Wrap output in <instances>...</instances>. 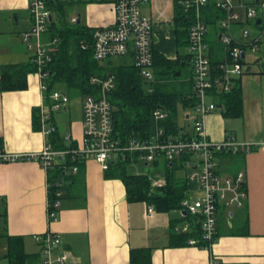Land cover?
I'll use <instances>...</instances> for the list:
<instances>
[{"label": "crops", "instance_id": "1", "mask_svg": "<svg viewBox=\"0 0 264 264\" xmlns=\"http://www.w3.org/2000/svg\"><path fill=\"white\" fill-rule=\"evenodd\" d=\"M71 3L68 21L88 29L112 26L114 23L113 0H66ZM175 1L149 0L142 6V13L152 20L153 33L160 29L171 35L174 41L171 54L153 48L167 59L186 55L177 53L175 42ZM27 0H0V67L31 62L32 52L21 42L20 34L29 30L32 22L28 14ZM52 18V16H51ZM71 22V21H70ZM69 22V23H70ZM214 32V31H213ZM210 59L220 62L224 58L223 46L214 37L209 39ZM49 42L48 30L41 37ZM217 40V39H216ZM254 62L264 55L260 46ZM132 49L123 57L107 59L99 64L112 68L134 64ZM188 81L191 79V67ZM250 71L239 77L242 94L241 116L227 117L216 97V109L205 118V130L212 141H222L232 136L239 142L254 146L248 152L216 155L218 172L226 177L244 173L246 199L240 208L220 206L218 235L213 255L219 264H264V74H259L258 64L248 65ZM27 87L19 91L0 92V139L2 149L11 153L36 152L45 144H51L50 135L43 132V111L49 109L51 100L40 89L37 73L27 75ZM192 82L190 90L192 94ZM69 102L65 108L50 114L55 133L66 146L79 147L82 139V101L77 93H66ZM73 94V95H72ZM71 96L78 99L71 101ZM193 102V101H192ZM192 102L190 104H192ZM38 116V128L33 126V113ZM192 106L178 109V125L181 134H190ZM70 136L66 141L65 137ZM64 164L65 160H59ZM56 165V166H59ZM54 166V167H56ZM62 183L63 199L57 218L47 220L48 175L55 169H44L33 161L0 164V264H8L6 257L8 238H19L21 248L27 254L28 264H43L40 246L34 236L46 232L59 234L62 248L67 254L66 264H129L130 250H151V264H208L209 253L196 246L172 247L171 224H195L192 216L183 219L185 213L175 210L168 213L147 214L145 202H128L121 180L107 179L99 165L84 159L73 174L64 167ZM135 174H146L148 179L164 182L161 164L144 163L132 167ZM175 176L186 183L188 198L199 196V169L182 167ZM192 225L190 230L192 229Z\"/></svg>", "mask_w": 264, "mask_h": 264}, {"label": "built area", "instance_id": "2", "mask_svg": "<svg viewBox=\"0 0 264 264\" xmlns=\"http://www.w3.org/2000/svg\"><path fill=\"white\" fill-rule=\"evenodd\" d=\"M211 0H176L175 5L188 13L189 25L187 30V50L191 67L192 82V121L190 134L185 137L169 136L163 128L156 126L154 132L145 139H129L120 143L113 137L112 105L108 94L115 87L114 75L108 74L101 80L90 79L91 84L99 85L98 95H85L82 101V139L79 147L71 150H55L51 144H45L36 152L11 153L0 147V164L19 161H33L44 169H51L65 159L67 154L79 159L95 161L101 170L108 169L109 164L118 159H124L127 153L135 156L138 164L152 163L158 158L173 161L182 155H189L185 162L188 169H199V196L194 199L185 198L175 211L185 213L193 218L200 229V239L189 238L190 246L203 243L202 249L209 253L208 264H219L213 255V246L217 237V211L221 207L244 205L246 191L241 189L244 184V173L241 171L234 177H226L218 172L216 155L219 153H245L254 146L239 142L232 136L222 141H212L205 130V118L216 109L212 98L231 92L234 80L246 74L248 53L258 52L264 41V0H212L219 16L214 24L204 20V12L209 14ZM27 11L31 19L28 31L20 34L22 44L32 52L31 61L36 66L35 73L41 82L40 89L46 91L45 70L52 61V53L58 45V39L49 42L42 40L48 30L50 11L46 0H27ZM149 0H113L114 23L112 26L98 27L92 31V54L98 62L110 58L123 57L131 49L134 55V66L138 69L146 92L151 93L157 80L153 68V27L152 20L142 13V6ZM259 20V23L255 22ZM70 23L76 22L71 18ZM210 27H215V39L223 46L224 58L212 65L207 42ZM255 32L252 34V32ZM85 46L82 44V49ZM51 105L43 111V132L50 135L54 126L50 114L66 107L68 96L58 90L49 95ZM154 120L159 122L166 118L167 112L157 109L153 113ZM66 141L70 136L65 137ZM136 153V154H135ZM137 158V159H136ZM73 174L77 166L71 168ZM163 180L151 179L153 188L162 187ZM56 200L53 209L49 204L47 220L54 221L59 213L63 197L62 183H55ZM147 214L155 209L147 205ZM191 224H175L172 230L182 234L190 231ZM39 244L43 264H66L67 254L61 247L63 240L59 234L46 232L35 235Z\"/></svg>", "mask_w": 264, "mask_h": 264}, {"label": "trees", "instance_id": "3", "mask_svg": "<svg viewBox=\"0 0 264 264\" xmlns=\"http://www.w3.org/2000/svg\"><path fill=\"white\" fill-rule=\"evenodd\" d=\"M212 3L213 1L211 0L208 6L210 9L209 14L204 12L203 17L206 22L213 25L219 13L215 10ZM70 5L71 3H67L66 0H46V6L52 16L48 26V33L50 39H58V45L52 53V61L45 68L48 72V77L45 79V97L48 99L49 95L58 86L63 87L66 93H77L82 96L98 95L99 85L91 84L90 79L96 77L103 80L108 74H111L115 77V87L108 94V100L112 105V126L115 139L122 144L129 141V139H145L154 132L156 126L163 128L166 135L169 136H187L180 133L181 128L178 125L177 118L180 104L184 108L192 106L190 103L193 100L189 87L191 79L188 81L187 78L183 84L178 85L179 83L176 82L178 78L175 74L177 72L182 74V69L189 65L188 55H179L176 59L171 60L154 50L153 68L157 83L154 85L153 91L148 93L134 64L109 68L99 64L100 62L93 58L91 47L93 29H88L77 22L69 23L67 16ZM189 19L188 13L175 7L174 23L177 46L187 45L186 32ZM262 43L264 44V41ZM82 44L85 46L83 49ZM212 44H217L215 38ZM211 63L215 65L218 61L211 59ZM254 64H258L257 73L264 74V55L254 62L247 63V65ZM35 71L36 66L32 61L16 65H1L0 92L26 89L27 75ZM239 86V79H235L231 92L214 96L223 106V114L227 117L235 118L241 116L242 94ZM157 109L166 111L167 116L156 123L153 113ZM32 120L34 129H37L38 116L36 112L33 113ZM57 136L54 130L50 136V143L53 149L71 150L76 148L74 144L66 146ZM1 142L0 139V146ZM189 158V155H182L173 161L158 158L152 162L153 164H161L164 169V185L158 188L151 186V181L146 174H135L132 171L133 165L138 163L135 160V156L131 153H127L124 159L118 158L112 161L108 169L104 171L103 176L107 179L115 178L122 181L126 189L128 202H145L147 205H152L156 212L168 213L178 209L181 201L188 197L186 183L177 179L174 173L185 167V162ZM64 160V164H59V166L49 169H55V172L50 171L47 177L49 185L47 191L48 204L51 209H53L52 205L57 199L55 196V192H57L55 183L60 182L65 177L64 167L77 166V169H79L84 162V159L73 157L70 153L66 155ZM241 189L246 191L245 184L241 185ZM189 217L190 215L187 213L182 218L186 219ZM174 225L173 222L171 224L170 238L172 247H189V238L200 239V229L197 223L191 224L193 226L192 229L182 234L175 233L172 230ZM195 246L202 249L203 243L199 242ZM20 248L21 241L19 238H8L6 249L8 264H28V257L30 256L25 254ZM129 264H151V250L147 247L132 248L130 250Z\"/></svg>", "mask_w": 264, "mask_h": 264}, {"label": "rangeland", "instance_id": "4", "mask_svg": "<svg viewBox=\"0 0 264 264\" xmlns=\"http://www.w3.org/2000/svg\"><path fill=\"white\" fill-rule=\"evenodd\" d=\"M215 29H216L215 27H210L209 39H212V37H214L213 31H215ZM163 32L164 33H162V31H160V29H157V28L154 31L153 34L155 35L154 37H155V43H156L155 48H157V49L159 48L163 52H166L167 54H171L173 51V45H175L174 41H172L171 35H169V34L167 35V33L165 31H163ZM254 33L255 32L253 31L252 34H254ZM185 48H186L185 45L181 46V47L176 46L177 53L179 54L180 52L181 53L184 52ZM256 56H257V54H250V53L247 54L248 60H250L251 58L255 59ZM189 75H190V68L188 66H185L182 69V74H180V76H177L178 80L176 82L179 83L178 85L183 84V82H185L187 80ZM182 89H184V88L182 87ZM75 99H78V98H76L75 96H71V101L75 100ZM231 207L233 208L234 206H229V208H231Z\"/></svg>", "mask_w": 264, "mask_h": 264}, {"label": "water", "instance_id": "5", "mask_svg": "<svg viewBox=\"0 0 264 264\" xmlns=\"http://www.w3.org/2000/svg\"><path fill=\"white\" fill-rule=\"evenodd\" d=\"M49 20H51V16L49 17ZM255 23L258 24V23H259V20H257ZM249 71H250V66H248V67L246 68V73H248ZM179 75H180V72H177V73L175 74V76H179Z\"/></svg>", "mask_w": 264, "mask_h": 264}]
</instances>
